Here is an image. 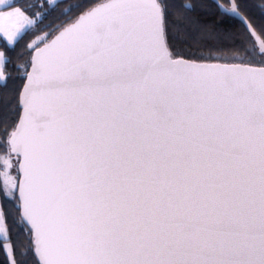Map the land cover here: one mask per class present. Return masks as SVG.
Listing matches in <instances>:
<instances>
[{
  "label": "snow or ice",
  "instance_id": "obj_1",
  "mask_svg": "<svg viewBox=\"0 0 264 264\" xmlns=\"http://www.w3.org/2000/svg\"><path fill=\"white\" fill-rule=\"evenodd\" d=\"M62 2L0 0L8 264H264L254 0Z\"/></svg>",
  "mask_w": 264,
  "mask_h": 264
},
{
  "label": "trees",
  "instance_id": "obj_2",
  "mask_svg": "<svg viewBox=\"0 0 264 264\" xmlns=\"http://www.w3.org/2000/svg\"><path fill=\"white\" fill-rule=\"evenodd\" d=\"M71 0H63L62 3H60V7L66 6L68 3H70ZM206 2H210V0H206ZM221 2L223 3L224 0H221ZM261 3H264V0H254V3H249L247 5V13L252 16L257 23H262L264 22V12H262L258 5H260ZM207 19L215 21L218 19V16H211V17H207ZM222 27H231L233 26L232 24V20L231 19H227L223 22V24L221 25ZM12 160H14V158L12 157ZM8 226L10 227L11 231H12V238L13 240H17V239H22L23 235L20 232V226L13 223L11 218L8 221ZM0 264H8V259L5 256V253L0 250Z\"/></svg>",
  "mask_w": 264,
  "mask_h": 264
},
{
  "label": "water",
  "instance_id": "obj_3",
  "mask_svg": "<svg viewBox=\"0 0 264 264\" xmlns=\"http://www.w3.org/2000/svg\"><path fill=\"white\" fill-rule=\"evenodd\" d=\"M12 157L14 158V160H16L15 154H13ZM16 167L18 168L19 165H16Z\"/></svg>",
  "mask_w": 264,
  "mask_h": 264
},
{
  "label": "rangeland",
  "instance_id": "obj_4",
  "mask_svg": "<svg viewBox=\"0 0 264 264\" xmlns=\"http://www.w3.org/2000/svg\"><path fill=\"white\" fill-rule=\"evenodd\" d=\"M13 161H15V160H13ZM5 243H6V241H5Z\"/></svg>",
  "mask_w": 264,
  "mask_h": 264
}]
</instances>
